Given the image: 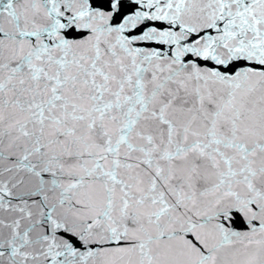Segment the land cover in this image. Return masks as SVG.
Segmentation results:
<instances>
[{"label":"snow or ice","instance_id":"6c2138e0","mask_svg":"<svg viewBox=\"0 0 264 264\" xmlns=\"http://www.w3.org/2000/svg\"><path fill=\"white\" fill-rule=\"evenodd\" d=\"M0 264H264V0H0Z\"/></svg>","mask_w":264,"mask_h":264}]
</instances>
